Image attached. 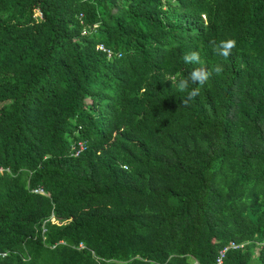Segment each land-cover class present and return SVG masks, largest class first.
Segmentation results:
<instances>
[{
    "label": "trees",
    "instance_id": "trees-1",
    "mask_svg": "<svg viewBox=\"0 0 264 264\" xmlns=\"http://www.w3.org/2000/svg\"><path fill=\"white\" fill-rule=\"evenodd\" d=\"M0 167V264H264V0H0Z\"/></svg>",
    "mask_w": 264,
    "mask_h": 264
},
{
    "label": "clouds",
    "instance_id": "clouds-1",
    "mask_svg": "<svg viewBox=\"0 0 264 264\" xmlns=\"http://www.w3.org/2000/svg\"><path fill=\"white\" fill-rule=\"evenodd\" d=\"M236 46V41L234 39H229L226 41H221L219 45L214 46V51L217 55L223 57L224 59H227L229 55L231 54V51ZM185 63H192V62H199V54L197 52H191L186 53L184 56ZM213 71H215L217 74L222 71V67L220 65H217ZM211 75V72L205 70V69H196L191 74L189 79L192 83H198L200 85H203ZM189 79H182L178 83V88L181 91H184L188 88ZM199 94V89L194 88L189 92V99L194 98Z\"/></svg>",
    "mask_w": 264,
    "mask_h": 264
},
{
    "label": "built area",
    "instance_id": "built-area-1",
    "mask_svg": "<svg viewBox=\"0 0 264 264\" xmlns=\"http://www.w3.org/2000/svg\"><path fill=\"white\" fill-rule=\"evenodd\" d=\"M34 15H35L36 17H40V16H41V14H40V12H39L38 10L35 11ZM84 33H85V31H82V32H81V34H84ZM97 48L106 51L107 56H110V54H111L110 50L105 49V48L102 46V44H98ZM82 149H83V143H82V142H78V143H77V148H76L74 154H77L78 151H80V150H82ZM3 171H8V168H1V167H0V173L3 172ZM31 191L34 192V193H39V194H44V195H46V194L43 192V190H42L41 187L34 188V189H32ZM82 246H83V245H82L81 243H78V247H82ZM235 246H236V245H235L234 243L230 242L228 245H225V246H223L222 248H220V249L218 250V252H217V255H216V257H215L214 263H215V264H221L222 258H223V256H224V253L227 251V249H228V248H234ZM5 255H6V252H2V251H0V257H4Z\"/></svg>",
    "mask_w": 264,
    "mask_h": 264
}]
</instances>
